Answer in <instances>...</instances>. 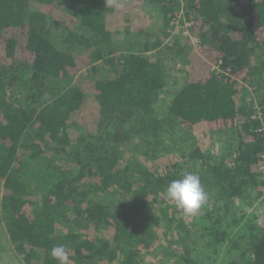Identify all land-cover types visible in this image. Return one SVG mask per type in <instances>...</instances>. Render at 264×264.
Listing matches in <instances>:
<instances>
[{
  "label": "trees",
  "instance_id": "trees-1",
  "mask_svg": "<svg viewBox=\"0 0 264 264\" xmlns=\"http://www.w3.org/2000/svg\"><path fill=\"white\" fill-rule=\"evenodd\" d=\"M178 16L198 47L177 33L169 90ZM255 103L264 118V0H0L2 237L22 264H57V244L70 264H205L201 245L264 264V213L227 216L264 202ZM184 172L208 194L199 226L164 195Z\"/></svg>",
  "mask_w": 264,
  "mask_h": 264
},
{
  "label": "rangeland",
  "instance_id": "rangeland-1",
  "mask_svg": "<svg viewBox=\"0 0 264 264\" xmlns=\"http://www.w3.org/2000/svg\"><path fill=\"white\" fill-rule=\"evenodd\" d=\"M149 15V14H147ZM152 17L149 18V23L152 21ZM169 31V30H168ZM179 32V28H176L175 30H171V32H168V36L165 37L163 41V47L168 49V52L166 54V57H169V66H168V79H167V88L169 90H172L174 87H176L178 84H180V67L178 63V59H175L177 51H179V47L174 44V42L177 40V33ZM186 39L181 38V42L185 41ZM172 46V47H171ZM174 46V48H173ZM210 146H213L211 151L217 152L220 151V144L218 143V135L212 136L210 139ZM186 159V158H184ZM246 202H240L238 201L237 204L235 203L233 206V212H228V218L230 221L235 218H239L241 216H247L249 215L250 218H255L257 221L264 213V205H262V200H255L252 205H245ZM205 207L207 205H203L202 208L199 210L198 214L195 216H185L184 215V221L185 224L189 227L191 222L198 223L197 226H199L202 222V215L205 213ZM210 208V207H209ZM210 210V209H209ZM211 217H214V212L210 213ZM197 221V222H196ZM259 223V221H258ZM1 223H0V264H22L21 258L18 256V254L11 248L8 243L5 241V237H2L1 234ZM204 245V244H203ZM197 256H199L198 259H196V262L199 263V261L206 262L205 264L210 263H216L219 260V257H223V253L221 252L218 256L216 253H213L212 248L205 247V246H198ZM209 256V257H208ZM161 257V255H160ZM195 255L192 254V258H194ZM208 257V260L205 258ZM162 258V257H161ZM160 258L155 253H147V255L143 259L142 264H159Z\"/></svg>",
  "mask_w": 264,
  "mask_h": 264
},
{
  "label": "clouds",
  "instance_id": "clouds-1",
  "mask_svg": "<svg viewBox=\"0 0 264 264\" xmlns=\"http://www.w3.org/2000/svg\"><path fill=\"white\" fill-rule=\"evenodd\" d=\"M164 195L185 216L197 215L208 199L199 175L193 172H184L171 180L164 189ZM50 256L57 264H70L68 249L63 244L52 247Z\"/></svg>",
  "mask_w": 264,
  "mask_h": 264
},
{
  "label": "built area",
  "instance_id": "built-area-1",
  "mask_svg": "<svg viewBox=\"0 0 264 264\" xmlns=\"http://www.w3.org/2000/svg\"><path fill=\"white\" fill-rule=\"evenodd\" d=\"M179 18L180 16H178V18H176L171 22L172 29L179 28V31H181L185 37L189 38V42L193 45V48H197L198 39L197 37L191 35L189 32V26L191 25V22L185 21L183 24H181ZM169 31L171 32V30ZM213 68L217 69V65ZM250 118L257 121V124L255 126V131L264 138V118H263V111L261 105L255 103L254 112L250 116ZM258 167L264 168V154L261 155L260 162L258 163ZM262 205H264V202H262Z\"/></svg>",
  "mask_w": 264,
  "mask_h": 264
}]
</instances>
